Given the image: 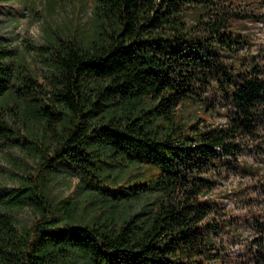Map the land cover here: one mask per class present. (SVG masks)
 <instances>
[{
    "label": "trees",
    "instance_id": "obj_1",
    "mask_svg": "<svg viewBox=\"0 0 264 264\" xmlns=\"http://www.w3.org/2000/svg\"><path fill=\"white\" fill-rule=\"evenodd\" d=\"M251 11L237 0H94L90 28L47 35L51 89L0 45V140L25 110L43 127L28 145L42 169L0 187V264H226L233 223L211 174L242 168L249 143H264V63L242 53L236 27ZM217 115L225 122H208ZM65 170L83 199L63 206L46 182ZM27 206L37 218L19 227ZM255 226L234 264H264Z\"/></svg>",
    "mask_w": 264,
    "mask_h": 264
},
{
    "label": "rangeland",
    "instance_id": "obj_2",
    "mask_svg": "<svg viewBox=\"0 0 264 264\" xmlns=\"http://www.w3.org/2000/svg\"><path fill=\"white\" fill-rule=\"evenodd\" d=\"M242 8H249L251 16L236 23L237 30L247 35L242 53L256 56L264 63V0H237ZM94 22V0H0V45L12 52L15 61L24 59L31 73L48 89H51L49 73L45 64V46L49 31L64 34L77 29L84 32ZM47 54V53H46ZM20 103V102H19ZM21 104V103H20ZM13 109L19 110L15 100ZM221 114L227 107H221ZM209 121L224 123L225 118L213 116ZM10 124L15 130L12 140H0V187L11 191L19 187L22 179L36 176L42 169L41 153L31 149L37 136L42 135L43 127L28 110L17 113ZM257 141L249 143L240 158V167L225 166L211 174L217 181L211 198L224 209L222 217L231 219V235L222 241L229 254L226 264H234L248 249L249 240L258 236V220L264 222V143L263 150L254 149ZM260 143V141H259ZM51 154V152H50ZM80 178L69 170L47 180V191L54 202L62 205L74 200H82L79 190ZM90 208L79 205L78 212L86 218ZM19 227L31 226L37 214L27 206L15 213Z\"/></svg>",
    "mask_w": 264,
    "mask_h": 264
}]
</instances>
